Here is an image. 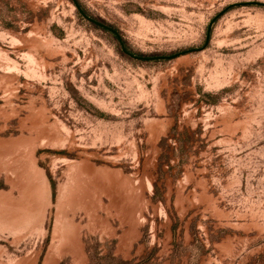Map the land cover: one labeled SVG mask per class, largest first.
<instances>
[{
    "label": "rangeland",
    "instance_id": "1",
    "mask_svg": "<svg viewBox=\"0 0 264 264\" xmlns=\"http://www.w3.org/2000/svg\"><path fill=\"white\" fill-rule=\"evenodd\" d=\"M0 264H264V0H0Z\"/></svg>",
    "mask_w": 264,
    "mask_h": 264
},
{
    "label": "water",
    "instance_id": "2",
    "mask_svg": "<svg viewBox=\"0 0 264 264\" xmlns=\"http://www.w3.org/2000/svg\"><path fill=\"white\" fill-rule=\"evenodd\" d=\"M75 3L77 5L78 9L81 11V13L84 15V17H86L91 22H93V23H95V24H97V25H99V26H101V27H103L105 29H110L111 30V28H109L107 25H105V24H103V23H101L99 21H96V20L92 19L91 17H89L88 15H86L82 11V9L80 8V6L78 5V3L76 1H75ZM113 31H115V30H113ZM115 33H116V35L118 37H120L119 34L116 31H115ZM209 41H210V29H209V33H208L206 45L209 43ZM124 50L127 52V50L125 48H124ZM194 51L195 50H188V51H184V52H181V53H178V54H175V55H171V56H160V57H143V56H138V55H135V54H132V53H129V52H128V54L130 56H132L133 58L139 59V60H155V59H169V60H171V59H174V58L178 57L179 55H184V54L191 53V52H194Z\"/></svg>",
    "mask_w": 264,
    "mask_h": 264
},
{
    "label": "flooded vegetation",
    "instance_id": "3",
    "mask_svg": "<svg viewBox=\"0 0 264 264\" xmlns=\"http://www.w3.org/2000/svg\"><path fill=\"white\" fill-rule=\"evenodd\" d=\"M109 28H111V27H109ZM108 30L111 31V32H113V33L116 35L115 31H113L114 29L112 30V28H111V30H110V29H108ZM116 36H117V35H116ZM117 37H118V36H117ZM118 39H119V37H118Z\"/></svg>",
    "mask_w": 264,
    "mask_h": 264
}]
</instances>
